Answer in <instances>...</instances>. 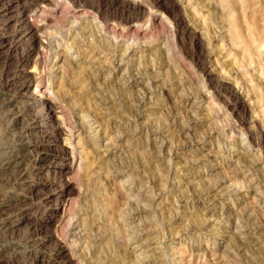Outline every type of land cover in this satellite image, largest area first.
Returning <instances> with one entry per match:
<instances>
[{"label": "rangeland", "instance_id": "obj_1", "mask_svg": "<svg viewBox=\"0 0 264 264\" xmlns=\"http://www.w3.org/2000/svg\"><path fill=\"white\" fill-rule=\"evenodd\" d=\"M5 150L0 264H264V0H0Z\"/></svg>", "mask_w": 264, "mask_h": 264}, {"label": "bare ground", "instance_id": "obj_2", "mask_svg": "<svg viewBox=\"0 0 264 264\" xmlns=\"http://www.w3.org/2000/svg\"><path fill=\"white\" fill-rule=\"evenodd\" d=\"M26 24L28 25V28H29V31H28V33H30V34H34V31L37 29V26L33 23V22H31V21H27L26 22ZM36 32V31H35ZM27 75V80L24 82V84H23V86H22V98H26V99H35L36 101H38V103L37 104H39L40 103V105L42 106V108H46V113H45V117H44V119L43 120H41V121H36L34 124H33V126L32 125H30V123H27L26 125L24 124V121L22 122L23 123V127H25L26 128V130H27V134H36V132H37V130H39L43 125H45V123H47L48 122V120H52V119H54L55 118V111H54V108H53V105H52V102H50V100L48 99V97L47 96H44L45 95V93H46V91L43 89V90H41L40 92H41V95L38 97V96H36V92H33V94H35V95H33V94H31V93H28V88H29V85H30V82L32 81V80H34L35 78H37L36 76L37 75H35V74H33V75H31V72H29L28 74H26ZM39 77V76H38ZM38 80V79H37ZM46 89V88H45ZM21 94V93H20ZM36 103V102H35ZM30 108V107H29ZM35 109V108H34ZM18 110V109H17ZM14 111V110H13ZM15 113V112H14ZM20 114V113H19ZM15 117V116H14ZM19 117V116H18ZM18 117H16L15 118V122H14V124L15 125H17L18 124ZM250 120V119H249ZM10 121V120H9ZM34 122V121H33ZM11 123V122H10ZM9 123V124H10ZM25 123H26V121H25ZM47 125V124H46ZM19 126V125H18ZM21 126V127H22ZM71 127V126H70ZM17 128V127H16ZM60 128V127H59ZM73 129V127H71V130ZM21 131V130H20ZM59 131V130H58ZM20 133V132H19ZM20 135H21V133H20ZM23 135V134H22ZM21 135V136H22ZM25 135V134H24ZM27 136V135H26ZM28 138V137H27ZM33 138V137H32ZM24 139V138H23ZM21 140V139H20ZM19 140V141H20ZM23 143H25L26 145L28 144V143H30V144H33V143H36L37 144V142L35 141V142H32L31 143V141H24ZM74 143V142H73ZM36 144H34V145H36ZM12 146V145H11ZM39 146V145H38ZM22 147V146H21ZM36 147H37V145H36ZM25 149V148H24ZM37 149V148H36ZM39 149V148H38ZM34 150H35V147H34ZM10 151H12V150H5L4 151V154L2 153V152H0V168L1 169H9V168H11V167H13L14 166V164H16L17 162H21V158H22V156L20 157V155H12V153H11V155L9 154L10 153ZM36 153V152H35ZM20 157V158H19ZM25 158V157H24ZM26 159V158H25ZM24 161V160H23ZM19 163L18 164H16L17 166L19 165ZM9 171V170H8ZM11 175V174H10ZM66 183V181L64 182V184ZM67 184H68V182H67ZM57 199V198H56ZM56 201V200H55Z\"/></svg>", "mask_w": 264, "mask_h": 264}]
</instances>
